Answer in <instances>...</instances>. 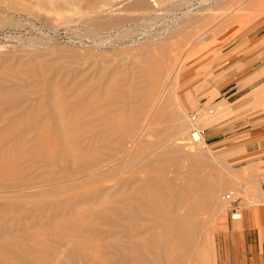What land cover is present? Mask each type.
Here are the masks:
<instances>
[{
	"label": "rangeland",
	"instance_id": "374dc122",
	"mask_svg": "<svg viewBox=\"0 0 264 264\" xmlns=\"http://www.w3.org/2000/svg\"><path fill=\"white\" fill-rule=\"evenodd\" d=\"M93 1L0 0V142L17 137L26 142L17 148L11 141L0 146V171L5 170L7 182L35 184L51 172L47 163L34 160L41 151L39 139L45 142L48 157L66 167L65 144L85 151L99 148L111 142L115 130L132 140L147 119L149 131L132 149L135 159L117 157L126 164L103 182L0 196V244L11 240L26 253L36 252L35 264H86L85 250L94 264L101 262V247L113 244L117 231L111 226L117 193L128 194L133 183L156 178L159 166L172 159L167 153L175 150L173 159L183 176L190 167L198 168L197 179L184 184L211 178L221 183V189L201 192L218 201L198 215L193 247L183 248L187 258L177 260L179 254L172 249L164 262L216 264L217 232L232 208L254 202L256 190L250 186L254 180L248 168L232 159L233 148L208 144L204 132L240 118L230 104H212L220 95L215 84H229L231 80L224 81L228 75H233L230 87L236 89L261 77L252 86L258 87L252 109L263 110L264 64L254 66L250 73L262 71L246 80L250 73L245 66L225 62L227 52L235 50L242 57L249 42L264 35V0H147L152 5L141 7L142 0ZM191 6V14L182 17ZM174 51L184 54L180 63L170 60L175 69L166 74ZM159 73L168 76L158 77ZM160 85L163 91H154ZM188 92L193 94L191 104ZM158 97L161 101L152 109L151 99ZM132 120L138 126L129 133L124 128ZM60 128L68 138L58 135ZM194 130L203 134L201 141L194 139L200 147H177L180 139L192 143ZM191 150L194 156L183 158ZM24 155L31 158L23 159ZM149 164L155 172L146 169ZM143 186L139 187L144 190ZM101 188L112 191L101 204L89 202ZM228 194H233L229 202ZM104 211L107 218L101 216ZM9 253V264H33ZM4 263L0 254V264Z\"/></svg>",
	"mask_w": 264,
	"mask_h": 264
},
{
	"label": "bare ground",
	"instance_id": "6f19581e",
	"mask_svg": "<svg viewBox=\"0 0 264 264\" xmlns=\"http://www.w3.org/2000/svg\"><path fill=\"white\" fill-rule=\"evenodd\" d=\"M146 1L147 0H142V2H139L138 6L141 7L144 5H152L151 2L148 4V1ZM92 2L94 1L92 0ZM193 10V6L189 7L186 12L181 14L182 17L187 18ZM188 48L189 47H187V49ZM175 52L176 51L173 52L175 57H173V53L170 54L171 59H168L169 65L172 64H170V60H172L173 65L174 63H178L180 56L184 54L180 51L177 53ZM168 63L166 62L165 64L167 65ZM173 65H171V68H167L164 73L166 72V74H170L171 72H174L173 69L175 68L172 67ZM166 74L164 76L162 75L165 79L168 76ZM161 75L159 73L157 76L160 77ZM160 88L162 89L161 85L157 88V90L154 91H158ZM161 91H163V89ZM146 93V95H149L150 98H154V95H152L154 92ZM157 95L158 94H156V97ZM159 95L161 96V94ZM192 96V93H187L186 98L188 104H191ZM160 99L161 97H158L157 100L151 99L152 109L157 108V105H159L161 101ZM171 99L172 98L169 96L168 101ZM177 101L179 102V100ZM182 103L188 106L186 102L182 101ZM137 126L138 123L135 120H132L127 124V127H121V129L128 128L127 130H130L129 133H131V130H136ZM148 126L149 120L147 119L145 124L142 126L141 131H139L140 133L135 136V139L133 137L132 140L130 136H128L129 133L127 137L130 139L126 138L124 133L119 131L116 132L115 130L114 135L111 136V142L108 145H104L99 148L96 147L94 149L90 147L86 151L81 150L79 146L74 148L69 143L65 144L63 145V149L66 151V167L62 166L57 158L48 157L44 146L45 142L39 139L38 144L41 151L40 154L35 155L34 160L47 163V168L51 169L49 175L47 174V177H42L35 184H26L16 181L7 182L4 180L5 170H2L0 171V196H22L23 194L26 195L28 191L35 189L41 190L51 188L56 191H64L66 186L103 182L107 174H111L113 171L126 164L123 160H117V157L126 156L130 157V160L135 159L132 149L135 147V144H137V141H139L140 137H144V135L146 136L147 132L149 131ZM60 132L61 137L63 136L65 139L69 137V135L65 134L66 131L64 128V133L60 128V131L58 132L59 136ZM19 138L20 137L9 140L5 139L4 141L0 142V146L11 141L13 145L16 146L15 148L20 147L23 145L25 140L22 141V139ZM124 139H128L130 141H124ZM194 139L195 138H192V143L183 142L180 139L176 141V145L177 147L181 148H186L187 145H192L190 147L191 149L195 147L199 148V142L194 141ZM4 152H7V150L5 149ZM176 154L177 151L175 150L167 153L168 158L172 159L169 163L159 166L160 172L157 174L156 178L150 177V179L147 178L146 182L140 181V183H133L131 186L127 187V191H129L128 194L126 192H124L125 194H118L122 191H117L118 193L116 192L117 195L116 197L114 195V206L112 210L113 219L111 220L109 218V220H111V226L113 227V230L117 231H114L113 233V244H105L101 247L103 250L100 252L101 262H98L97 264H165L164 261L165 259L167 261V256L172 249H175L179 254V256H177V260L182 261L187 258L184 249H190L193 247L194 235L196 233L195 231L198 228V215L205 211V209L213 206L215 202L218 201L215 198L202 195L201 192L205 190L212 193L214 190H220L221 186L219 185L221 183H218L217 181L210 178L208 180H197L195 181L196 183H193L192 185L184 184V180L192 181L193 179H197L196 173L198 168L196 166L190 167V171L186 174V176H183L179 163L176 161V159H173L176 157ZM194 154L195 153L192 150L188 151V153L184 154L183 158L190 159L194 156ZM30 158L31 156L29 155L23 156V159ZM171 168H173V170L172 175L170 176ZM146 169L151 173L154 171L150 164L147 165ZM34 185L37 187L30 188ZM139 186H143L144 190H142V187L140 188ZM120 188L122 189L119 190L124 189L123 186ZM104 191L106 192L104 193ZM104 191L101 188L97 195L88 198L89 202L101 204L103 200L109 196L112 189L104 188ZM170 199H175V201L172 203ZM107 215V211H104L101 214V216L105 218L108 217ZM68 240H64V244H68L70 242V240L69 242ZM179 245H181L182 248H179ZM20 246V244L11 242V240L4 241L0 244V249L5 251L0 253L3 262H5L4 264H9L11 261L10 256L12 254H8V251H11L15 258L18 256V260L23 258L30 263H36V252L31 249V251L35 252L34 254H32L31 251V254L26 253ZM85 252H88L87 255L84 253L86 256H83L86 257V264H94V260L90 255L91 252L89 253L88 250H85ZM156 253L158 254L157 259L155 257Z\"/></svg>",
	"mask_w": 264,
	"mask_h": 264
},
{
	"label": "crops",
	"instance_id": "0c3cea01",
	"mask_svg": "<svg viewBox=\"0 0 264 264\" xmlns=\"http://www.w3.org/2000/svg\"><path fill=\"white\" fill-rule=\"evenodd\" d=\"M250 48L239 57V52H227L226 64L239 62L246 67L248 74L254 66L264 64V35L252 42ZM243 49V48H242ZM246 49V48H245ZM250 49V50H249ZM249 50V51H248ZM239 57V59H237ZM262 69L250 73L246 80L256 76ZM233 75H228L225 82L215 84L220 95L212 102L214 105L224 102L230 104L233 110L239 111L240 118L222 121L204 132L205 141L222 148L231 147L232 159L240 160L242 168H248L254 180L256 194L244 206L235 207L241 214L240 219H233L232 213L228 215L224 228L215 236V262L216 264H264V107L261 111H254L255 104L252 94L258 87L252 84L240 89L232 88ZM225 85V86H224ZM221 87V88H219ZM264 96V94H262ZM243 151L241 153H238ZM236 154V155H235Z\"/></svg>",
	"mask_w": 264,
	"mask_h": 264
},
{
	"label": "built area",
	"instance_id": "2783aa9c",
	"mask_svg": "<svg viewBox=\"0 0 264 264\" xmlns=\"http://www.w3.org/2000/svg\"><path fill=\"white\" fill-rule=\"evenodd\" d=\"M192 136H193V138H195L196 140H198V141H201L202 140V138H203V134H202V132H200V131H198V130H194L193 132H192ZM232 196H233V194H228L227 196H226V201L228 200V201H231L232 200ZM234 203V202H233ZM232 218L233 219H240V217H241V214L238 212V210L234 207V208H232Z\"/></svg>",
	"mask_w": 264,
	"mask_h": 264
}]
</instances>
